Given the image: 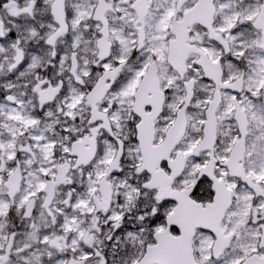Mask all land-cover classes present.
Masks as SVG:
<instances>
[{"label": "snow or ice", "instance_id": "snow-or-ice-1", "mask_svg": "<svg viewBox=\"0 0 264 264\" xmlns=\"http://www.w3.org/2000/svg\"><path fill=\"white\" fill-rule=\"evenodd\" d=\"M0 264H264V0H0Z\"/></svg>", "mask_w": 264, "mask_h": 264}]
</instances>
